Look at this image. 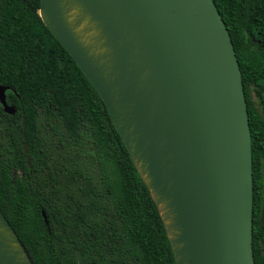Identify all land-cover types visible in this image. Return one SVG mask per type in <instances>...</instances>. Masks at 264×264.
Wrapping results in <instances>:
<instances>
[{
  "label": "water",
  "instance_id": "95a60500",
  "mask_svg": "<svg viewBox=\"0 0 264 264\" xmlns=\"http://www.w3.org/2000/svg\"><path fill=\"white\" fill-rule=\"evenodd\" d=\"M39 15L102 99L175 264H255L247 106L214 1L40 0ZM0 264H31L1 211Z\"/></svg>",
  "mask_w": 264,
  "mask_h": 264
},
{
  "label": "trees",
  "instance_id": "16d2710c",
  "mask_svg": "<svg viewBox=\"0 0 264 264\" xmlns=\"http://www.w3.org/2000/svg\"><path fill=\"white\" fill-rule=\"evenodd\" d=\"M229 31L252 144V252L264 264V0H213ZM40 0H0V211L31 264H175L151 192ZM44 213V214H43Z\"/></svg>",
  "mask_w": 264,
  "mask_h": 264
},
{
  "label": "flooded vegetation",
  "instance_id": "af4514ba",
  "mask_svg": "<svg viewBox=\"0 0 264 264\" xmlns=\"http://www.w3.org/2000/svg\"><path fill=\"white\" fill-rule=\"evenodd\" d=\"M9 104V103H8ZM3 109V108H2Z\"/></svg>",
  "mask_w": 264,
  "mask_h": 264
},
{
  "label": "bare ground",
  "instance_id": "6f19581e",
  "mask_svg": "<svg viewBox=\"0 0 264 264\" xmlns=\"http://www.w3.org/2000/svg\"><path fill=\"white\" fill-rule=\"evenodd\" d=\"M162 207V206H161Z\"/></svg>",
  "mask_w": 264,
  "mask_h": 264
}]
</instances>
